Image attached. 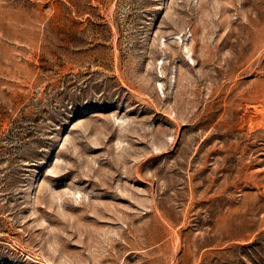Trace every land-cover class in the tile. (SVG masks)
I'll return each instance as SVG.
<instances>
[{
  "label": "rangeland",
  "instance_id": "obj_1",
  "mask_svg": "<svg viewBox=\"0 0 264 264\" xmlns=\"http://www.w3.org/2000/svg\"><path fill=\"white\" fill-rule=\"evenodd\" d=\"M0 264H264V0H0Z\"/></svg>",
  "mask_w": 264,
  "mask_h": 264
}]
</instances>
